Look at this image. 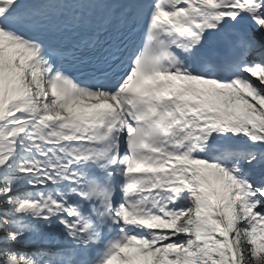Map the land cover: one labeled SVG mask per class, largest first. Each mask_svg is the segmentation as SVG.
<instances>
[{
	"label": "snow or ice",
	"instance_id": "1",
	"mask_svg": "<svg viewBox=\"0 0 264 264\" xmlns=\"http://www.w3.org/2000/svg\"><path fill=\"white\" fill-rule=\"evenodd\" d=\"M0 264H264V0H0Z\"/></svg>",
	"mask_w": 264,
	"mask_h": 264
}]
</instances>
